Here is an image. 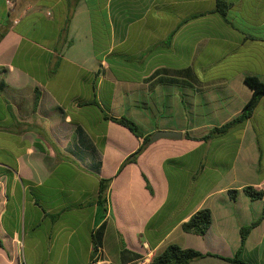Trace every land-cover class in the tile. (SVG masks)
<instances>
[{
  "label": "crops",
  "instance_id": "crops-1",
  "mask_svg": "<svg viewBox=\"0 0 264 264\" xmlns=\"http://www.w3.org/2000/svg\"><path fill=\"white\" fill-rule=\"evenodd\" d=\"M223 1L222 17L216 0H0V264H147L171 243L209 253L188 264H231L262 208L242 187L264 194V95L222 135L183 136L235 116L245 75L264 83V3ZM250 42L253 68L237 61ZM105 116L180 137L122 164L141 136ZM199 208L208 228L184 232ZM248 255L264 264V218Z\"/></svg>",
  "mask_w": 264,
  "mask_h": 264
},
{
  "label": "trees",
  "instance_id": "trees-1",
  "mask_svg": "<svg viewBox=\"0 0 264 264\" xmlns=\"http://www.w3.org/2000/svg\"><path fill=\"white\" fill-rule=\"evenodd\" d=\"M228 7V3L223 0H216V10L223 17L225 15L226 9ZM244 84L250 89L251 93L246 102L242 105L240 111L233 116L228 121L218 125L213 126L207 129V131L196 137L190 136L187 133H184L183 136L185 138H191L195 140H206L208 138H212L215 136L222 135L229 128L234 125H240L245 120H247L252 114L253 109L255 108L258 99L264 95V83L254 75H245L243 77ZM106 119H110L124 127H126L133 135L140 137L141 142L138 147L130 153L122 162V164L126 162H133L138 153H140L146 144L150 141L151 134H147L142 136L137 125L128 118L123 116L119 117H111L105 116ZM108 185V179L99 178L98 180V189H97V197L100 201L102 195L106 192ZM230 199L235 198L236 191L234 189H230L227 191ZM242 192L245 196L250 199H262V208L259 215L252 219L246 225H242L238 229L239 235V244L231 257L225 258L231 264H247L244 260H242L238 255L243 248L244 241L249 233V231L257 226L260 221L264 218V194L261 190H255L252 186H244L242 187ZM210 212L207 208H199L190 214L188 219L181 223V229L184 232H189L197 235L203 234L210 224ZM204 255H209V253H201L197 250L191 248H181L176 244H167L163 250L159 253L152 256L147 264H188L190 260L200 258Z\"/></svg>",
  "mask_w": 264,
  "mask_h": 264
},
{
  "label": "rangeland",
  "instance_id": "rangeland-1",
  "mask_svg": "<svg viewBox=\"0 0 264 264\" xmlns=\"http://www.w3.org/2000/svg\"><path fill=\"white\" fill-rule=\"evenodd\" d=\"M260 1L259 3H264V0H258ZM261 11H258V13L255 15V17H262L263 13H264V10L260 8ZM263 10V11H262ZM239 15V14H237ZM237 18V17H236ZM256 46H260V44L258 42H256V44H252L251 42L249 43V49L248 51L247 50H243V53L245 54V56L243 55V57H239L237 59V61H239L241 64L245 65L247 64V66L253 68L255 66H258L259 64H261V62L263 61V56H262V52L260 53L261 51V48H257ZM254 47L257 48L258 52L260 53V56H254L255 53L256 55H259L257 54V52H254ZM240 56V55H239ZM235 58V57H234ZM261 60V61H260ZM260 61V62H259ZM245 63V64H244ZM257 129L259 130V135H262L263 134V139H264V126L261 125V128L258 126V124H255ZM247 263L248 264H253V261L250 257V255H248V259H247Z\"/></svg>",
  "mask_w": 264,
  "mask_h": 264
},
{
  "label": "water",
  "instance_id": "water-1",
  "mask_svg": "<svg viewBox=\"0 0 264 264\" xmlns=\"http://www.w3.org/2000/svg\"><path fill=\"white\" fill-rule=\"evenodd\" d=\"M180 132L178 131H170V130H156L154 131L151 136L150 140H156L158 138H179Z\"/></svg>",
  "mask_w": 264,
  "mask_h": 264
},
{
  "label": "built area",
  "instance_id": "built-area-1",
  "mask_svg": "<svg viewBox=\"0 0 264 264\" xmlns=\"http://www.w3.org/2000/svg\"><path fill=\"white\" fill-rule=\"evenodd\" d=\"M16 0H3V4L6 8H9L13 5V3L15 2Z\"/></svg>",
  "mask_w": 264,
  "mask_h": 264
}]
</instances>
